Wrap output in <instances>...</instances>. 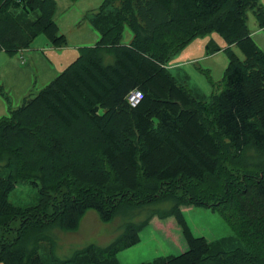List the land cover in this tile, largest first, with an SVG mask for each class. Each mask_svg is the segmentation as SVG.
<instances>
[{
    "label": "trees",
    "instance_id": "obj_1",
    "mask_svg": "<svg viewBox=\"0 0 264 264\" xmlns=\"http://www.w3.org/2000/svg\"><path fill=\"white\" fill-rule=\"evenodd\" d=\"M249 9L262 26L260 0H103L91 12L99 40L80 47L61 73L0 118V151L12 149L3 140L22 141L11 150L22 174L16 176L7 165L0 176V262L119 264L116 254L137 243L139 230L154 216L166 215L176 217L188 248L142 264H202L242 250L225 251L194 236L181 208L225 206L237 198L236 222L222 211L237 234L239 221L264 210V183L239 192L227 178L222 185L207 181L219 168L223 143L231 157L250 142L264 149V52L247 26ZM55 13V0H0V50L12 54L27 49L41 33L55 47L66 45ZM125 27L132 32L129 42L123 39ZM211 31L222 35L228 53L215 109L196 99L167 66L189 41ZM103 53L113 54L114 61L105 63ZM135 89L142 100L131 107L127 95ZM197 104L212 116L208 124ZM24 178H31L40 198L34 206L19 208L7 194ZM249 195L259 204L254 212L241 208ZM164 201L173 203L169 212L128 223L106 247L91 244L65 260L44 257L50 244L40 248L49 242V229H76L87 209L108 222L117 214ZM26 234L37 243L28 255L19 246Z\"/></svg>",
    "mask_w": 264,
    "mask_h": 264
},
{
    "label": "rangeland",
    "instance_id": "obj_2",
    "mask_svg": "<svg viewBox=\"0 0 264 264\" xmlns=\"http://www.w3.org/2000/svg\"><path fill=\"white\" fill-rule=\"evenodd\" d=\"M102 2L103 0H57L58 12L54 19L59 26V32L65 34L67 39L66 45L62 47L53 46L48 37L41 33L24 52L9 55L0 50V110L5 107L4 115L20 106L24 98L33 97L61 73L76 59L80 47L92 46L99 40L100 34L93 27L90 15L92 9L95 10ZM260 2L264 6V0ZM246 23L258 48L264 52V24H259L252 9L246 13ZM131 37V31L125 27L124 41L128 42ZM226 47L227 43L222 35L211 31L193 38L167 62L171 74L192 90L196 99L211 105L212 109L216 106V95L222 90L224 71L228 64ZM232 50L243 59L242 52L236 46H232ZM35 55L44 60V65L43 62L40 64L35 61ZM8 59H11L13 64L11 68ZM32 61L35 62L34 67ZM197 105L202 120H206L208 124L212 116L202 110V105ZM3 141L6 147L11 146L12 149L22 143L20 139ZM12 149L0 151V176L5 173L3 168L7 165L13 167L16 176L22 174L16 171V157ZM218 157L219 168L214 177H207L208 184L222 185L227 178L237 185L239 192H246L256 184L264 183V149L257 148L253 142L246 145L236 157L230 156L223 143ZM37 174L41 175V171ZM30 179H20L21 182L8 191V201L15 207L26 208L39 202V188L32 185ZM249 196L251 197H248V201H245L244 207L241 208H250V211L254 212V208L257 209L259 204L257 199ZM51 201L53 202V199ZM238 203L237 198H234L225 206L189 205L181 208L185 224L194 236H203L210 243L220 244L225 251L242 247V250L227 256L211 257L202 264H264V210L261 213L256 210L259 214L253 213L251 219L245 222L239 221L241 230L237 234L222 211L225 209L229 212L232 221L234 219L236 222L235 215L240 211ZM53 204L58 210L59 202L55 199ZM172 205L171 201L142 205L126 213L117 214L108 222L100 220L98 213L90 209L81 219L77 230L63 229L60 226L49 229L45 235L49 242L40 243V248L44 247H41L43 244H50L51 247L47 246L48 252L44 257H59L61 260L72 258L91 244L103 248L112 243L128 223H143L152 213L169 212ZM253 220L257 221V224L253 223ZM138 237L137 243L116 254L119 264L152 262L161 257L178 255L188 248L183 228L173 215L154 216L139 230ZM19 246L24 248L26 255L37 249V243L32 238L29 240L27 234Z\"/></svg>",
    "mask_w": 264,
    "mask_h": 264
},
{
    "label": "crops",
    "instance_id": "obj_3",
    "mask_svg": "<svg viewBox=\"0 0 264 264\" xmlns=\"http://www.w3.org/2000/svg\"><path fill=\"white\" fill-rule=\"evenodd\" d=\"M55 2H56V13L58 12V7H57V0H55ZM94 9H92V11H93ZM56 13H55V15H56ZM33 17H35V15L34 14H31ZM32 17V18H33ZM55 17V16H54ZM57 23V22H56ZM128 28V27H127ZM129 29V28H128ZM130 30V29H129ZM131 31V30H130ZM132 33V32H131ZM66 36V35H65ZM132 38V37H131ZM131 40V39H130ZM129 40V41H130ZM128 41V42H129ZM85 46V45H84ZM87 46H89V45H87ZM28 48H30V47H28ZM27 48V49H28ZM27 49H23V50H20V51H18V52H24V51H26ZM2 51V50H1ZM7 53V52H6ZM17 53V52H16ZM9 55H13V54H15V53H12V54H10V53H8ZM103 60H104V62L105 63H112L113 61H114V56H113V54H109V53H104L103 54ZM108 59V61H106ZM8 61H9V67L11 68L12 66H13V64H12V62H11V59H8ZM35 61L36 62H38V63H42L43 62V65H44V60H42V58H41V60H40V56L39 55H35ZM41 61V62H40ZM35 64V62H33L32 61V65H33V67L35 66L34 65ZM36 94V93H35ZM5 107L3 106V109H1L0 110V118L1 117H3V116H6V115H4L5 113ZM88 210H90V209H87L84 213H83V215H82V217L80 218V220H79V223H80V221H81V219L83 218V216L85 215V213L88 211ZM93 210H95V209H93ZM96 211V210H95ZM97 212V211H96ZM98 213V212H97ZM98 215V217H99V219L101 220V218H100V216H99V213L97 214ZM78 223V224H79ZM78 227L79 226H77V228H76V230L78 229ZM71 230V229H70ZM72 256V255H71ZM57 258H59V257H57ZM59 259H61V258H59Z\"/></svg>",
    "mask_w": 264,
    "mask_h": 264
},
{
    "label": "built area",
    "instance_id": "obj_4",
    "mask_svg": "<svg viewBox=\"0 0 264 264\" xmlns=\"http://www.w3.org/2000/svg\"><path fill=\"white\" fill-rule=\"evenodd\" d=\"M142 100V92L138 89L132 90L127 95V102L131 107L137 106Z\"/></svg>",
    "mask_w": 264,
    "mask_h": 264
}]
</instances>
